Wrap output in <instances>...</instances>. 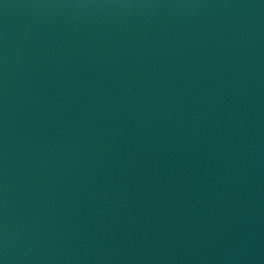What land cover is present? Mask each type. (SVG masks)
Wrapping results in <instances>:
<instances>
[{"label": "water", "instance_id": "obj_1", "mask_svg": "<svg viewBox=\"0 0 264 264\" xmlns=\"http://www.w3.org/2000/svg\"><path fill=\"white\" fill-rule=\"evenodd\" d=\"M0 264H264V0H0Z\"/></svg>", "mask_w": 264, "mask_h": 264}]
</instances>
